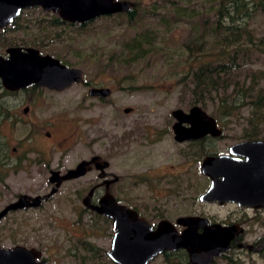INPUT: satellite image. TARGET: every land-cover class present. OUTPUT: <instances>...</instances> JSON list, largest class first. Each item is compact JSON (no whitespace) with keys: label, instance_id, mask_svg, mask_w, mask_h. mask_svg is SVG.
Here are the masks:
<instances>
[{"label":"flooded vegetation","instance_id":"obj_1","mask_svg":"<svg viewBox=\"0 0 264 264\" xmlns=\"http://www.w3.org/2000/svg\"><path fill=\"white\" fill-rule=\"evenodd\" d=\"M126 1L129 3L128 0ZM33 8L22 9L12 23L0 29V32H4L3 36L11 38L2 41L5 43V48L1 55L6 56L5 50L8 47H32L42 55H50L57 59L66 67L79 68L82 71V80L62 90L30 86L8 91L2 87L9 94L2 95L3 104L0 106V127L5 148L0 152V212L11 204L17 202L21 204L16 208L7 209L0 217V249L20 247L19 256H13L19 264H38L41 261L53 264V258L50 257L53 255L51 249L54 248L42 242L38 225L41 219L40 210L55 221L54 217L50 216V212L45 213L43 210L45 205L55 199H62L61 202L70 207L73 205V200L79 201L83 207L78 214V221L82 222L86 217L96 219L101 221L102 224L98 226L102 229L107 227L104 224H109L112 242L113 220L83 204V199L91 192L90 204L99 205L108 186L109 193L118 204L135 210L140 217L148 220L153 228H156L159 222L167 220L175 225L178 232H182L185 227L177 224V220L192 217L202 220L205 227L211 230H217L216 226L229 229L230 233L209 232L211 235H234L229 241L227 250L213 257L210 264H220V262L264 264V146L256 149L261 157L253 162L254 165L261 167V173L256 171V178L252 176V180H255L261 189L260 200L254 203H241L226 199L223 194L215 195L213 200L202 198L215 183L224 192L227 188L234 187L239 190L247 184L251 185V181L242 174L244 166L249 164L248 153L254 150L243 147L241 153H238L233 152L232 149L235 145L244 142H264V120H218L206 110L205 106L193 101L186 109L181 107L172 109L169 119H160L162 113H156L157 110L153 107L136 110L135 107L125 106L113 114L117 129L122 128L115 136L113 145L116 152L114 155L123 156L118 168H114L116 163L112 159L103 157L98 151H90L86 157H83V85L87 87V93L93 87L107 86L89 85L83 79V67L76 66L81 63H70L64 54L73 55L70 45L71 32L83 31V27L94 19L84 23L71 22L64 20L58 12L47 11L42 7V12L48 16L29 13ZM130 11L136 10L129 7L126 12L101 15L97 18L120 17L119 14ZM11 41L12 44L8 45L7 43ZM58 45L57 49L55 46ZM145 58L147 57L137 58L135 61L128 57V60L137 62ZM115 60L120 61L121 57H115ZM77 85L82 88L78 105L58 107L51 104L37 106L5 103V96L18 94L20 91L40 88L50 93L48 96L54 97ZM107 88L110 89L108 96L88 95L104 100L112 94V89ZM194 106L200 107L209 116L215 118L219 135H213L207 128L211 124L209 120L199 121L193 117L184 119L182 116L181 119H177L173 115V111L177 109L188 115ZM57 112L59 116H65L64 122L55 118L40 119L45 113L54 115ZM178 123L184 129L193 127L191 132L197 136L177 139L174 127ZM199 125L203 127L196 129L195 126ZM100 135H97V141L101 140ZM38 137H43L47 141L46 151L41 150L38 144L34 143ZM76 146H79L81 153L73 160L71 151ZM94 157H99L101 163L108 162V165L100 169L92 162L87 165L86 172L81 176L70 179L60 178L69 171L75 170L81 162L90 161ZM219 157L220 159L213 162L211 167L209 165L210 172L206 173L203 170L204 161ZM168 160H172L173 163L168 164ZM125 166H129V169L126 173H121ZM240 172L242 174H239ZM91 173L93 178L87 182L86 194L83 195V179ZM78 183L82 188H73L72 184ZM137 188H144L147 191V200L138 197ZM196 229L198 234H206L202 226H197ZM104 234L108 235L105 231H99L96 235ZM7 239H10L9 243L5 242ZM71 240L72 238H69V241ZM66 241L67 238L64 242ZM51 243L54 247L61 246L56 242V237L52 238ZM73 246L76 251L80 249L100 251L99 247L87 241L83 242V239ZM71 247L72 245L69 248ZM158 256H162L166 264H190L185 249L163 251L153 259ZM9 260L11 259L1 256L0 264Z\"/></svg>","mask_w":264,"mask_h":264},{"label":"rangeland","instance_id":"obj_2","mask_svg":"<svg viewBox=\"0 0 264 264\" xmlns=\"http://www.w3.org/2000/svg\"><path fill=\"white\" fill-rule=\"evenodd\" d=\"M128 1L130 7L134 8L137 14L132 24L127 22V17L124 15L96 18L88 22L83 27V31L71 32L70 45L73 55L64 54L70 63H81L76 66L83 67L84 79L89 85L107 86L112 89L111 96L99 100L90 97L87 87L83 85V157H86L90 151H98L103 157H108L116 163L114 168H118V164L123 160L122 155H114L116 153L113 147L115 136L118 131L122 130V128L117 129V125L114 124L113 114L115 111L125 106L135 107L136 110L153 107L157 110L156 113H162L160 119H169L172 109L188 108L192 103V97L183 83L179 82L180 77L190 69L191 65L193 68H197L204 62H213L216 59L214 53L219 47L211 43L213 38L205 36L203 49L208 48V52L203 55L201 52L195 59L194 56H188V48L185 46L192 27L198 29L197 35L202 34L204 30L208 29L203 24L214 20L215 10L211 7L212 0ZM181 9H185L188 15L175 17V11L181 12ZM29 13L48 16L42 12L41 7H34ZM161 15L171 21L168 27L166 22L159 21ZM175 18H177L176 21ZM147 27L158 32L157 45L147 58L132 62L128 60L129 56H121L119 54L121 46L137 32ZM244 28L246 32L241 33L240 40L245 37L252 39V42L247 45L251 50V55L248 57L249 62L246 64V68L255 71L256 75L257 73L262 75L264 74V11H257L247 18ZM55 47L58 49L59 45ZM4 48V46L0 47V55L4 53ZM115 57H121V60L116 61ZM250 80L248 77L246 85ZM257 81L256 89L260 86L264 87V75ZM1 91L0 88V93ZM81 93L82 88L79 85L54 97L48 96L50 93L45 89L35 88L33 91H20L18 94L5 96V103L9 105L74 106L80 103ZM211 95V98L206 99L205 108L218 120H249L248 116L251 110L248 106L237 108L232 115L222 116L218 111L216 93H211ZM155 105L158 106L154 107ZM58 114L57 112L54 116L52 113H45L41 115L40 119L55 118V120L64 122L65 116ZM97 135H100L101 140L97 141ZM34 143H37L41 150H47L48 143L43 137H38ZM80 153L79 146H76L71 151L72 159L80 156ZM167 163L173 162L168 160ZM128 169L129 166H125L124 170L120 169V172L126 173ZM92 178L93 174L91 173L83 179V195L86 194L87 182ZM72 186L73 188H82L80 183L72 184ZM144 188H137L136 194L140 199L147 200L148 193ZM61 200L55 199L43 208L45 213H51L50 216L54 217L55 221L45 216L44 212L40 210L41 219L38 225L42 242L45 245L50 244L51 248H54L51 249L53 255L50 257L53 258V264H115L106 254V251L110 249L111 226L106 223L104 225L107 227L102 229L98 226L102 224L101 221L87 219V217L82 222L78 221L82 204L73 200V205L70 207ZM99 231H105L108 235H96ZM65 233L70 235H63ZM53 237H56V242L61 245L60 247H54L51 243ZM66 238L67 241L64 242ZM69 238L72 240L69 241ZM82 239L83 242L87 241L99 247L100 251L87 252L82 249L76 251L73 245ZM5 242L9 243L10 239ZM71 245L72 247L69 248ZM149 264L166 263L162 256H158ZM220 264L224 263L220 262Z\"/></svg>","mask_w":264,"mask_h":264},{"label":"water","instance_id":"obj_3","mask_svg":"<svg viewBox=\"0 0 264 264\" xmlns=\"http://www.w3.org/2000/svg\"><path fill=\"white\" fill-rule=\"evenodd\" d=\"M35 6H40L47 11L58 12L64 20L83 23L101 15L126 12L130 7L126 0H0V29L12 23L22 9ZM5 52L6 56L0 55V83L8 91H16L30 86L62 90L72 83L81 82L82 80V71L79 68L66 67L50 55L40 54L35 48L12 46L6 48ZM88 94L90 96H108L110 89L107 87H93L89 89ZM173 115L177 119H181L182 116L184 119L193 117L199 119V121L209 120L211 124L207 128L210 129V132L213 135L220 134L215 124V118L209 116L198 106L192 107L188 115L180 109L174 110ZM201 127L203 125L195 126L196 129ZM192 128L184 129L180 123L176 124L174 127L176 138L182 140L197 136V134L191 132ZM261 146H264V142L251 141L237 144L232 149L233 152L238 153L243 147H250L254 150V152L248 153L249 164L244 166L243 174L239 173L247 177V180L251 181V185L247 184L239 190L234 187L232 189L227 188L224 192L215 183L202 198L213 200L215 195L223 194L226 199L237 200L241 203H254L260 200L261 189L256 181L252 180V176L256 178V171L261 173V167L253 164L261 157L260 152H256V149L258 150V147ZM219 159L220 157L205 160L203 170L209 173V165L211 167L212 163ZM92 162L100 169L108 165V162L101 163L99 157H94L90 161L81 162L75 170L69 171L60 178L70 179L81 176L86 172L87 165ZM90 197L91 192L83 199V204L113 220L114 235L107 255L117 264H149L161 252L177 249L187 251L190 264H210L213 257L227 250L229 241L234 236L211 235L209 232L222 231L230 233L231 231L221 226H216L217 230L208 229L202 220L192 217L177 220V224L185 227L182 232H178L175 225L167 220L159 222L156 228H153L151 223L140 217L135 210L118 204L109 193L108 186L99 205H91ZM36 199L38 200L39 197ZM20 204V202H17L9 205L0 212V217L7 209L16 208ZM197 226L205 228L204 233L206 234H198ZM19 249L21 248L0 249V257L5 256L11 259L1 264H19L13 258V256H19L21 253ZM38 264H47V262L41 261Z\"/></svg>","mask_w":264,"mask_h":264},{"label":"trees","instance_id":"obj_4","mask_svg":"<svg viewBox=\"0 0 264 264\" xmlns=\"http://www.w3.org/2000/svg\"><path fill=\"white\" fill-rule=\"evenodd\" d=\"M211 7L215 10L214 20L203 24L208 29L204 30L202 34L197 35L198 29L192 27L185 46L188 48V56H194L196 59L201 52V55L208 52V48L203 49V47L205 36H209L213 38L211 43L219 46L214 53L216 59L213 62H204L197 68H193L191 65L190 69L180 77L179 82H182L188 89L193 103L206 106V99L212 97L211 93H216L218 111L222 116L232 115L237 108L248 106L251 110L248 116L249 120H263L264 87L260 86L256 89L255 86L258 83L257 79L262 78L264 74L257 73L256 75L255 71L246 68V64L249 62L248 57L251 55V50L247 45L252 42V39L245 37L240 40V37L241 33L246 32L245 20L257 11H264V0H212ZM122 15L127 17L129 24H132L136 18L135 11ZM177 15L179 17L188 14L185 9H181V12L175 11L174 16ZM176 19L174 20L176 21ZM159 21L166 22L167 27L171 22L163 15L160 16ZM3 33L0 32V47H5V43L2 41L11 39L3 36ZM157 36V30L147 27L127 40L121 46L119 54L125 57L129 56L131 60L135 61L137 58L147 57L157 45ZM7 44L11 45L12 41ZM230 46L231 49L228 48ZM179 54L181 56V53ZM248 77L251 80L246 85ZM0 88L2 89L0 93L1 106L3 104L2 95L9 93L2 88L1 83ZM4 150L0 127V152Z\"/></svg>","mask_w":264,"mask_h":264},{"label":"bare ground","instance_id":"obj_5","mask_svg":"<svg viewBox=\"0 0 264 264\" xmlns=\"http://www.w3.org/2000/svg\"><path fill=\"white\" fill-rule=\"evenodd\" d=\"M7 28V27H6Z\"/></svg>","mask_w":264,"mask_h":264}]
</instances>
